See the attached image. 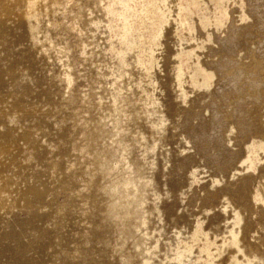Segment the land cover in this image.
I'll list each match as a JSON object with an SVG mask.
<instances>
[{
	"label": "rangeland",
	"instance_id": "obj_1",
	"mask_svg": "<svg viewBox=\"0 0 264 264\" xmlns=\"http://www.w3.org/2000/svg\"><path fill=\"white\" fill-rule=\"evenodd\" d=\"M34 5L0 0V264H264V0Z\"/></svg>",
	"mask_w": 264,
	"mask_h": 264
},
{
	"label": "bare ground",
	"instance_id": "obj_2",
	"mask_svg": "<svg viewBox=\"0 0 264 264\" xmlns=\"http://www.w3.org/2000/svg\"><path fill=\"white\" fill-rule=\"evenodd\" d=\"M36 2H37V0H34L35 5L31 8H29L25 13L26 17L28 19V22H29L30 34H31L32 38H34V39H35L36 31L39 29V24L37 22L36 23L34 22L33 18H35V17L32 16L33 13L36 12V8H37ZM46 39H49L47 35H46ZM107 88H108V92L111 94L112 98L115 99V103L118 106L117 109L113 111V115H112V119L115 122V124L117 123L116 121L118 120L119 108L123 105H127L128 111L131 114H136L137 109L139 107H141L142 113H143L142 115H145V116L147 115V118H149V119H151L152 115L161 113L160 107H157V112H154V111H152L151 108H149L146 105L145 106L144 105L137 106L135 103H131L132 102L131 94H128L124 88L122 89L121 85H119L118 87H115V88H111L107 85ZM109 109L112 110L111 107H109ZM141 120H142V117H138L137 115L135 116V123L136 124L139 125ZM110 133H111L110 137H111L112 141L119 139V137H118L119 134L116 131H114L112 129V131ZM160 134L158 132H155V131L151 132V135L153 136V138L155 140L156 139L158 140L161 137ZM133 160H135V159H133ZM133 160L130 158L129 162L134 164V166L136 167V169L139 171V174H140L141 173L140 170H144V169L140 168V165L137 166L139 163L136 165V163H135L136 160L135 161H133ZM125 189L126 190H125V198H124V204H125L124 217L127 219L130 216H132V217L134 216V219H135V218L141 216V214H142V204L144 203V187L142 186L139 179L137 177H134L132 180L128 181ZM130 248H132L134 251H136L134 241L130 244Z\"/></svg>",
	"mask_w": 264,
	"mask_h": 264
}]
</instances>
